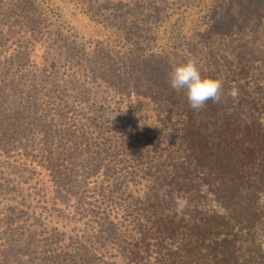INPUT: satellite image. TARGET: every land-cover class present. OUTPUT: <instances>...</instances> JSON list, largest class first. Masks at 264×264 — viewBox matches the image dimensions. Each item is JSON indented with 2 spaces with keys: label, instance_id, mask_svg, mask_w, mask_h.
Segmentation results:
<instances>
[{
  "label": "trees",
  "instance_id": "1",
  "mask_svg": "<svg viewBox=\"0 0 264 264\" xmlns=\"http://www.w3.org/2000/svg\"><path fill=\"white\" fill-rule=\"evenodd\" d=\"M0 4V195L29 203L32 168L40 170L81 209L77 222L97 254L115 251L119 264H264V60L251 46L235 56L237 36L221 37L217 68L201 74L222 79L225 97L200 111L166 72L142 71L149 62L131 50V71L113 67L102 78L106 94L129 99L118 116L125 129L95 121L61 128L59 107L51 122L52 111L37 116L33 82L6 56L14 45L17 58L27 55L24 40L8 45V32L41 30L42 11L33 0ZM233 88L236 101L226 95ZM146 100L158 119L140 128ZM16 205L0 203V264H59L54 230L27 213L30 205ZM69 244L61 260L77 263L87 249L77 254Z\"/></svg>",
  "mask_w": 264,
  "mask_h": 264
},
{
  "label": "rangeland",
  "instance_id": "2",
  "mask_svg": "<svg viewBox=\"0 0 264 264\" xmlns=\"http://www.w3.org/2000/svg\"><path fill=\"white\" fill-rule=\"evenodd\" d=\"M33 1L42 11L43 24L35 22L41 30L17 36V28L11 27L8 35L13 38L8 45L24 40L27 55L17 58L12 53L14 45L6 56L15 62L11 70L33 82L30 93L35 94L37 116L44 114L43 110L52 111L46 118L51 122L59 107L61 128L72 127L73 123L88 126L95 121L105 128L119 123L125 129L118 116L127 110L129 99L120 97L119 91L106 94L103 84L107 81L102 78L113 67L125 73L131 71L136 63H132L135 58L130 56L131 50L137 52L138 60L149 62L142 71L163 70L169 84L173 68L188 60L197 61L201 69H216L221 37L228 34L238 39L233 55L250 52L245 51L244 45L248 44L253 48L252 57L264 60V0ZM148 102L144 107L149 110L143 113L146 119L135 126L143 128L144 122L156 126L159 110ZM32 169L35 174L31 184L36 189L25 193L29 203L23 196L13 199L11 195H0V203L16 205L17 200L20 209L30 205L27 213L42 227L54 230V239L60 244L59 264H119L115 251L106 257L97 254V244L91 242L86 226L77 222L81 209L73 207L75 201H67L61 192L57 195L55 191H61V187L55 189L43 172L41 180L40 170ZM61 244L65 250L69 244L68 249L77 254L86 248L87 253L77 263L64 262Z\"/></svg>",
  "mask_w": 264,
  "mask_h": 264
},
{
  "label": "clouds",
  "instance_id": "3",
  "mask_svg": "<svg viewBox=\"0 0 264 264\" xmlns=\"http://www.w3.org/2000/svg\"><path fill=\"white\" fill-rule=\"evenodd\" d=\"M201 67L195 60L175 66L170 76V86L179 92L186 89L187 99L192 109L202 110L208 101L219 103L225 97L223 80L210 76H202ZM233 101L239 96V91L233 88L226 94Z\"/></svg>",
  "mask_w": 264,
  "mask_h": 264
}]
</instances>
